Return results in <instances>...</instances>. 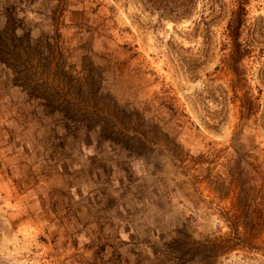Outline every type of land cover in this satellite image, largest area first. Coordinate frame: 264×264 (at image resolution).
Here are the masks:
<instances>
[{
  "label": "rangeland",
  "instance_id": "1",
  "mask_svg": "<svg viewBox=\"0 0 264 264\" xmlns=\"http://www.w3.org/2000/svg\"><path fill=\"white\" fill-rule=\"evenodd\" d=\"M0 264H264V0H0Z\"/></svg>",
  "mask_w": 264,
  "mask_h": 264
},
{
  "label": "trees",
  "instance_id": "2",
  "mask_svg": "<svg viewBox=\"0 0 264 264\" xmlns=\"http://www.w3.org/2000/svg\"><path fill=\"white\" fill-rule=\"evenodd\" d=\"M236 21V19L234 18H232V20L230 21V23L232 24L233 22H235Z\"/></svg>",
  "mask_w": 264,
  "mask_h": 264
}]
</instances>
